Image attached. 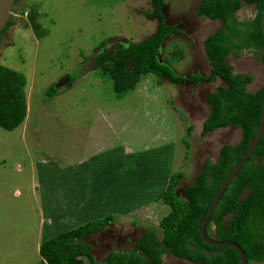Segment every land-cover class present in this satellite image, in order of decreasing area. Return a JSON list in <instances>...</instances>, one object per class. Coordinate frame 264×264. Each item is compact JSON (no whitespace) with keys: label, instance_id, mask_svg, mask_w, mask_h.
I'll return each instance as SVG.
<instances>
[{"label":"rangeland","instance_id":"1","mask_svg":"<svg viewBox=\"0 0 264 264\" xmlns=\"http://www.w3.org/2000/svg\"><path fill=\"white\" fill-rule=\"evenodd\" d=\"M198 1L164 0L161 9L165 22L180 31L164 38L159 56L180 48L183 57L170 62L178 75L209 70L202 40L220 22L197 16ZM15 8L18 23L0 39V64L23 73L26 111L13 130L0 128V264H42L38 244L67 227L62 222L70 208H82L83 219L112 215L101 231L82 237L98 261L112 249H135V240L148 228L160 236L157 223L168 210L161 192L169 175L180 171L176 193L182 195L205 160L214 161L222 144L240 138L233 125L200 134L208 111L205 95L222 82L214 78L192 86L146 74L128 92L112 91L109 79L95 71L93 58L100 50L140 41L156 31V19L145 15L151 11L149 0H19ZM254 13L253 4L241 3L234 16L245 20ZM258 54L250 48L226 56L233 72L250 75L248 91L264 84ZM50 85L57 89L47 95ZM98 153L101 163L107 162L97 181L105 199L81 188L91 184L88 169ZM133 153L139 155L134 158ZM129 157L135 164L128 161L125 167L136 175L133 181L123 175L118 182L113 168ZM113 188L125 199L117 198ZM50 190L64 206L63 214H49L43 206L39 192ZM161 259L162 264H200L168 252Z\"/></svg>","mask_w":264,"mask_h":264},{"label":"trees","instance_id":"2","mask_svg":"<svg viewBox=\"0 0 264 264\" xmlns=\"http://www.w3.org/2000/svg\"><path fill=\"white\" fill-rule=\"evenodd\" d=\"M149 2L151 11L145 15L156 19V31L140 41L100 50L93 58L95 71L109 79L115 94L128 92L146 74L165 77L173 84L184 82L192 86L218 78L222 84L205 95L208 111L200 134L233 125L239 128L240 138L236 143L222 144L214 161L205 160L193 181L182 188V195L176 193L182 177L180 171L169 175L161 192L168 211L157 223L160 236L148 228L135 240V249H112L98 261L82 237L101 231L113 220L111 214H106L42 240L37 252L46 264H162L161 256L165 252L200 264H240L235 249L204 243L197 233V225L218 185L245 151L259 123L264 84L254 91L246 90L250 75L233 72L226 56L229 53L237 56L241 50L253 48L258 51L264 67V37L259 24L264 0H199L195 14L218 20L220 25L202 40L209 63L208 73L188 75L175 74L170 66L171 59L183 57L180 48L174 47L169 54L159 56L164 38L180 30L165 22L161 10L164 0ZM241 3L254 5L252 18H235L234 12ZM24 83L23 73L0 64V128L4 130H13L25 117ZM56 89L50 85L46 94L51 95ZM187 142H184L186 146ZM210 226H213L212 232ZM205 233L219 241L235 242L244 252L247 264L264 261V130L251 154L220 194L207 220Z\"/></svg>","mask_w":264,"mask_h":264},{"label":"crops","instance_id":"3","mask_svg":"<svg viewBox=\"0 0 264 264\" xmlns=\"http://www.w3.org/2000/svg\"><path fill=\"white\" fill-rule=\"evenodd\" d=\"M115 149H117V147L115 148ZM114 149V150H115ZM102 151H104V150H101V151H99V152H101L102 153ZM119 151H121V149H119ZM114 152H116V151H113V153ZM139 155V154H138ZM137 154H135V153H133L132 154V157H134V158H136L137 156H138ZM98 156V158H94L95 160H92V167L93 168H91V169H88L89 171H88V174H87V176H89L90 177V180H91V184L90 185H92V187L89 185V188L87 187V185H85L84 183L82 184V189H83V191H85V190H87V191H96V193H94L93 195L94 196H96L97 194H99L100 195V197H102L103 199H105V195H104V197L103 196H101V194L100 193H103L104 192V190H102V188L100 187V185L101 184H99V183H97V181H99V176H101V175H105V168H104V164H105V162H106V160H104V162L103 163H101V159H102V157L100 156V154L98 153V155H95V157H97ZM132 157H129L128 158V160L126 161L125 160V162L122 164V166H121V163L120 164H118V167H117V169L116 168H113V170H116V172L114 171L113 173H111V175L113 174V175H115V179H119L118 180V182H122V180H120V178L124 175H126V176H129V181L130 180H132L133 181V174H135L132 170H129V169H127L126 167H125V165H126V163L128 162V161H131L132 162V165L133 164H135V161H134V158H132ZM66 161V169H69V170H71L72 168H74V167H71V166H68V165H71V163H70V160L69 159H66L65 160ZM55 163V162H54ZM107 163V162H106ZM110 163H111V161H110ZM43 164V162L41 163V165ZM68 166V167H67ZM114 166H116L115 164H114ZM42 167H47V165H45V166H42ZM41 167V170L43 169ZM71 167V168H70ZM76 168H78L77 166H76ZM145 170V169H144ZM144 170L142 169V170H140L139 172H138V174H140V176H142L143 174H144ZM151 171H152V168H151ZM133 172V173H132ZM149 172H150V168H149ZM66 173H68V172H66ZM118 173V176L116 175ZM147 174H149V173H147ZM86 175V174H85ZM136 175V174H135ZM138 176V175H137ZM135 179H137V178H135L134 177V180ZM53 182V184L55 183V179L53 180V179H51L50 180V182ZM114 185V184H113ZM115 186H117V185H115ZM37 187H39V183L37 184ZM100 187V188H99ZM89 189V190H88ZM115 189L116 188H113V191H114V195L118 198V197H121V198H123V199H125L123 196L125 195H122V191H115ZM44 190V189H43ZM47 190H49L48 188H47ZM40 191V190H39ZM42 192V193H41ZM41 192H39L40 193V199H42V201H43V206L46 208V209H48V212H49V214H51L52 213V215H54V214H56L57 216L58 215H60V214H63L64 213V206H63V208L61 207V204H59V203H57L56 202V199H58V196L55 194V191H41ZM106 193V192H105ZM147 196H150V193H149V195H147ZM152 196V195H151ZM122 201H125V200H122ZM56 203V204H55ZM67 208V207H66ZM71 210V211H70ZM130 210V209H129ZM128 210V211H129ZM82 211H83V209L82 208H80V209H76V210H73L72 208H70L69 209V212L67 213V215L66 214H64L65 215V217H67V216H69L68 218H66V220H65V218H63V220H64V222H62V221H60V222H62V223H64V224H68L67 225V227H65V228H62V230L60 229V230H58V231H56L55 232V234L57 233V232H60V231H64V230H69V229H71V228H74L75 226H77V225H79V224H82V223H84V222H86V221H89V220H92V219H94V218H96V216L97 215H92V216H90V217H87L86 219H83L82 217H81V214H82ZM168 211V210H167ZM45 213H46V211H45ZM105 214H107V213H105ZM45 223H46V220H43V224H44V226H47L48 225V223H46V225H45ZM54 223L52 222H50L49 223V226H52ZM48 230H50L49 228H48ZM49 236H51V235H49ZM48 236V237H49ZM47 238V237H46ZM42 263V262H41ZM44 263V262H43ZM42 263V264H43Z\"/></svg>","mask_w":264,"mask_h":264},{"label":"water","instance_id":"4","mask_svg":"<svg viewBox=\"0 0 264 264\" xmlns=\"http://www.w3.org/2000/svg\"><path fill=\"white\" fill-rule=\"evenodd\" d=\"M14 1L15 0H0V29H2L5 26L6 22L11 18L12 9L15 8ZM259 24H260L261 33L264 37V8L261 10ZM263 130H264V97H263V101L261 104L259 123L256 127L253 137L248 142L245 151L240 155V158L238 159V161L233 164L231 169L228 171V173L225 175V177L222 179V181L218 185L204 215L202 216V218L200 219L197 225V233L204 243L210 246H213V247L227 246V247H231L235 249L239 256L240 264H247V261H246V258H245V255L242 249L235 242H232L229 240L219 241V240L211 238L209 235H207V233H205V226L209 218V215L212 212V209L216 206V203L220 197V194L222 193L224 188L228 185L230 179L241 168V166L243 165L247 157L251 154V152L255 148L257 141L262 136Z\"/></svg>","mask_w":264,"mask_h":264},{"label":"flooded vegetation","instance_id":"5","mask_svg":"<svg viewBox=\"0 0 264 264\" xmlns=\"http://www.w3.org/2000/svg\"><path fill=\"white\" fill-rule=\"evenodd\" d=\"M19 0H15L14 1V5L15 7L17 6ZM16 8L12 9L11 12V18L6 22L5 26L0 29V39H6L7 35L6 32L8 31V29H10L13 25L17 24V20L14 19V16L16 17L17 15L13 12ZM262 262V261H261ZM260 262V263H261Z\"/></svg>","mask_w":264,"mask_h":264}]
</instances>
